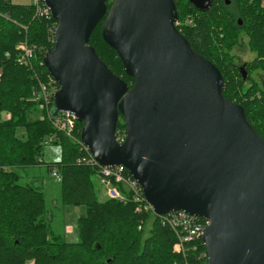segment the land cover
Here are the masks:
<instances>
[{"label":"water","instance_id":"1","mask_svg":"<svg viewBox=\"0 0 264 264\" xmlns=\"http://www.w3.org/2000/svg\"><path fill=\"white\" fill-rule=\"evenodd\" d=\"M108 1L45 0L57 23L44 59L60 86L53 118L68 111L83 122L82 142L98 163L127 167L157 216L206 219V264H264V138L225 97L220 69L178 29L175 0H113L110 9ZM104 18L103 37L132 88L90 44Z\"/></svg>","mask_w":264,"mask_h":264},{"label":"trees","instance_id":"2","mask_svg":"<svg viewBox=\"0 0 264 264\" xmlns=\"http://www.w3.org/2000/svg\"><path fill=\"white\" fill-rule=\"evenodd\" d=\"M112 3L108 1V9ZM175 3L179 19L188 15L195 19L193 26L178 29L196 52L220 69L225 84L231 78L223 73V57L230 56L229 49L243 39L240 32H245L244 39L257 54L252 65H264V0H231L230 4L213 0L205 11L188 0ZM104 20L92 32L90 44L132 88L134 78L127 75L118 52L103 37ZM56 26L51 15L41 14L32 2L0 0V264H206L207 258H200L199 251L192 250L187 256L174 253L173 230L152 210L144 209L147 201H136L128 187L120 186L125 201L110 197L101 200L95 180L100 182L98 167L78 163L85 150L52 123L54 99L49 110L34 99L40 85L50 81L44 59L54 47ZM21 43L35 51L31 66L16 60ZM234 85L238 87L235 93L226 84L225 97L245 108L249 123L264 138V91L261 89L263 95L253 99L248 95L255 88L245 92L239 84ZM83 126L77 120L78 139ZM126 129L120 115L117 135L125 134ZM54 134L57 139L53 144L60 147L61 156L49 170L56 169L62 177V202L85 208L78 218V242L54 234L47 220L44 191L19 182V169L43 162L44 142ZM200 245L206 250L204 243Z\"/></svg>","mask_w":264,"mask_h":264},{"label":"built area","instance_id":"3","mask_svg":"<svg viewBox=\"0 0 264 264\" xmlns=\"http://www.w3.org/2000/svg\"><path fill=\"white\" fill-rule=\"evenodd\" d=\"M32 4L37 7L41 14L51 15L50 9L45 4V0H32ZM34 54L35 51L32 47L28 46L27 43H21L19 45L16 60L21 65L31 66ZM1 76L2 72L0 71V77ZM56 83V80L50 75V81L42 83L39 89L34 93V99L39 102L41 108L49 110L55 94L60 88ZM52 123L58 131L70 136L85 150V154L77 159L78 163L98 167L100 184L105 187V192L108 197L125 201L126 196L120 188V186H125L132 190L136 201L145 199L141 185L127 167L124 165H100L89 148L82 142V138L78 139L75 137L77 118L73 113L68 111L61 112L58 116L52 118ZM56 139L57 136L55 134L51 135L45 140L44 144H51ZM118 139L120 142H124L126 139V132L125 134H119ZM53 174L57 176L58 181L61 182L62 177L56 169H53ZM145 201L147 200L145 199ZM144 209L153 211V207L149 202L144 205ZM160 217L162 224L170 227L176 235V241L173 245L174 253L187 256V254L193 250L200 252V258H208L207 250H201L200 245L201 243L203 244V233L208 224L206 219L189 214L183 210L172 211Z\"/></svg>","mask_w":264,"mask_h":264},{"label":"rangeland","instance_id":"4","mask_svg":"<svg viewBox=\"0 0 264 264\" xmlns=\"http://www.w3.org/2000/svg\"><path fill=\"white\" fill-rule=\"evenodd\" d=\"M16 3H30L32 0H12ZM224 1V0H223ZM220 7V6H218ZM197 15V14H196ZM195 19L188 15L183 20L179 19L177 27H181L183 29L185 26L190 24L193 26ZM240 36H243V39L238 42L237 45L233 46L229 49L230 56L223 57V73L226 77H230L231 79L228 81L227 86H230L231 91L233 93L238 91L237 85L241 86V91L248 92L250 88H255L254 91L248 95L250 98H259L261 97L262 90L256 87L255 82L251 83L250 81H245L239 70L236 68L234 60L236 56H240L243 61H250L251 69H257L264 73V65H252V60L255 58L256 60V52H254L251 48L247 40L244 39L245 32H240ZM245 41V42H244ZM230 45V44H227ZM221 52V50H220ZM254 60V61H255ZM253 61V62H254ZM256 77V76H255ZM244 80V81H243ZM230 82V84H229ZM52 109L55 110V104L52 105ZM21 133V130H20ZM61 156L60 147L57 144H48L45 146L44 154L42 156L43 162L38 165L23 167L19 169L20 174L22 175L20 179V183L22 184H33L35 186L40 187L46 197L47 201V220L50 223L52 230L55 235L61 236L68 242H78L80 241V233L78 227V218L82 213H84V207H70L66 206L62 202L61 198V184L58 181L57 176L53 174V170H49V165L53 162L57 161ZM98 195L101 200H104L108 197L105 192V187L102 186L98 180ZM150 225V221L148 222V226ZM28 264H33L29 262Z\"/></svg>","mask_w":264,"mask_h":264},{"label":"flooded vegetation","instance_id":"5","mask_svg":"<svg viewBox=\"0 0 264 264\" xmlns=\"http://www.w3.org/2000/svg\"><path fill=\"white\" fill-rule=\"evenodd\" d=\"M230 1L231 0H224L226 4H230ZM254 60L255 58L252 60V62ZM249 62L250 61H243L240 56H236L234 60L235 66L239 70L242 78L244 75H246V78H243L245 81H250V85L251 83L255 82L256 87L264 91V73L258 71L257 69H251Z\"/></svg>","mask_w":264,"mask_h":264},{"label":"bare ground","instance_id":"6","mask_svg":"<svg viewBox=\"0 0 264 264\" xmlns=\"http://www.w3.org/2000/svg\"><path fill=\"white\" fill-rule=\"evenodd\" d=\"M51 75V74H50ZM2 77V76H1Z\"/></svg>","mask_w":264,"mask_h":264}]
</instances>
